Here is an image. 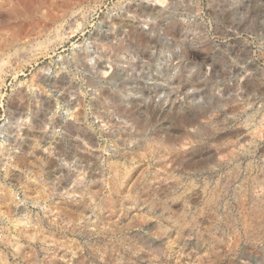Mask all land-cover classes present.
Instances as JSON below:
<instances>
[{
  "label": "rangeland",
  "instance_id": "1",
  "mask_svg": "<svg viewBox=\"0 0 264 264\" xmlns=\"http://www.w3.org/2000/svg\"><path fill=\"white\" fill-rule=\"evenodd\" d=\"M0 264H264V0H0Z\"/></svg>",
  "mask_w": 264,
  "mask_h": 264
},
{
  "label": "bare ground",
  "instance_id": "2",
  "mask_svg": "<svg viewBox=\"0 0 264 264\" xmlns=\"http://www.w3.org/2000/svg\"><path fill=\"white\" fill-rule=\"evenodd\" d=\"M66 5H67V4H66ZM8 13H9V12H8ZM51 13H52V12H51ZM51 13H50V14H51ZM5 16H7V18H8V17L10 18V15H6V14H5ZM48 17H49V16H48ZM51 17H52V16H51ZM53 18H54V17H53ZM51 19H52V18H51ZM51 19H48V20H51ZM37 26H38V25H37ZM39 27H40V26H39ZM25 30H26V29H25ZM26 31H27V30H26ZM25 34H26V32H25ZM23 35H24V34H23ZM12 36H13V35H12ZM13 37H14V36H13Z\"/></svg>",
  "mask_w": 264,
  "mask_h": 264
}]
</instances>
